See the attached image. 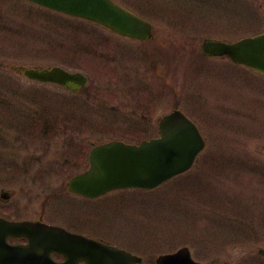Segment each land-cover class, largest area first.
Returning <instances> with one entry per match:
<instances>
[{
  "label": "rangeland",
  "instance_id": "rangeland-1",
  "mask_svg": "<svg viewBox=\"0 0 264 264\" xmlns=\"http://www.w3.org/2000/svg\"><path fill=\"white\" fill-rule=\"evenodd\" d=\"M117 1L152 23V41L126 44L85 21L0 0V194H10L0 198V216H41L77 227L137 254L143 264L181 246L202 264L244 258L251 264L250 251L264 245V79L204 57L199 48L207 37L234 41L261 32L264 0ZM19 65L62 66L88 76L79 93L96 103L95 132L75 129L73 114L87 112L65 101L74 99L68 91L11 70ZM139 83L159 95L150 94L157 98L151 119L135 133L133 122L128 131L111 124L110 111L118 109L107 107L121 105ZM24 106H30L26 114ZM172 108L192 117L206 140L190 171L152 191L111 192L94 206L65 195L68 178L86 165L78 161L84 153L68 146L74 140L87 151L91 142L149 139L156 118ZM203 211L210 214L199 216ZM239 233L240 241L229 237Z\"/></svg>",
  "mask_w": 264,
  "mask_h": 264
},
{
  "label": "water",
  "instance_id": "water-1",
  "mask_svg": "<svg viewBox=\"0 0 264 264\" xmlns=\"http://www.w3.org/2000/svg\"><path fill=\"white\" fill-rule=\"evenodd\" d=\"M38 6L80 17L106 27L112 32L132 39L145 40L151 35V25L112 0H26ZM208 56L228 55L238 64L264 75V33L245 38L232 44L207 39L202 44ZM25 75L40 81H50L75 89L84 78L70 74L61 68L25 70ZM159 137L143 141L140 145H126L112 141L97 146L91 153L92 181L90 186L85 178L89 171L73 178L69 188L73 192L97 196L107 190L122 187H155L191 165L196 154L203 147V140L196 127L179 111L164 116L159 123ZM92 171V170H91ZM82 179L87 181L79 186ZM1 223V222H0ZM26 246H6L5 234L11 229L24 226L0 224V264H77L85 260L87 264H139L140 259L116 247L97 243L93 240L70 235L64 230L45 224H30ZM62 252L63 263L51 261L50 252ZM264 255V249L259 251ZM184 255L185 259L177 258ZM157 264H192L186 249L174 255L159 256Z\"/></svg>",
  "mask_w": 264,
  "mask_h": 264
},
{
  "label": "flooded vegetation",
  "instance_id": "flooded-vegetation-1",
  "mask_svg": "<svg viewBox=\"0 0 264 264\" xmlns=\"http://www.w3.org/2000/svg\"><path fill=\"white\" fill-rule=\"evenodd\" d=\"M140 95H141V91H139L138 94H137V99H136L137 104L136 105H132V101L131 100H128V99L126 100L127 103H128L127 104L128 105L127 106L128 107V114H133L135 111H141V112H143V109L142 108L144 107V105H143V102H141L140 99H139V96ZM126 97H129V96H126ZM138 116H144V114H141V115L138 114ZM65 228L68 229V230H70V231H72V232H76V233H79V234H83V235H86V236H89V237L96 238L95 236H93L90 233H87V232H84L82 230H79L77 227H76V229H71V228H68V227H65ZM97 239H99V238H97ZM177 249H179V247L175 248L173 250V252L176 251ZM250 254H251L252 259L248 258V262H250L251 264H264V257L258 255L256 253V250L254 251V249H253V252L251 253V251H250ZM53 257L55 259H57V260H62V257L60 255H54ZM215 260H214V262H218L217 260L216 261ZM245 260L247 261V258H244L243 261H239L240 263L239 262H236L235 264H245L246 263ZM221 264H223V263H221Z\"/></svg>",
  "mask_w": 264,
  "mask_h": 264
}]
</instances>
